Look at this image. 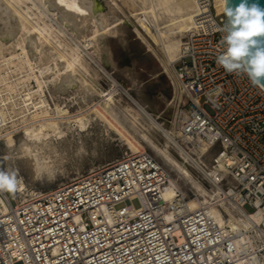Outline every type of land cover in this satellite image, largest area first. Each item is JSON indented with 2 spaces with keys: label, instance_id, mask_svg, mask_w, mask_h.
Listing matches in <instances>:
<instances>
[{
  "label": "built area",
  "instance_id": "obj_1",
  "mask_svg": "<svg viewBox=\"0 0 264 264\" xmlns=\"http://www.w3.org/2000/svg\"><path fill=\"white\" fill-rule=\"evenodd\" d=\"M227 21L213 0H194L172 63L187 113L180 134L214 151L210 182L227 202L264 217V89L218 65ZM167 185L154 158L125 153L48 192L0 191V264H264V225L237 245L186 196L163 201Z\"/></svg>",
  "mask_w": 264,
  "mask_h": 264
},
{
  "label": "bare ground",
  "instance_id": "obj_2",
  "mask_svg": "<svg viewBox=\"0 0 264 264\" xmlns=\"http://www.w3.org/2000/svg\"><path fill=\"white\" fill-rule=\"evenodd\" d=\"M213 4L218 14L224 13L225 0H213ZM193 8L194 0H144L139 9L129 13L135 19L136 34L142 42L150 50L160 52L163 70L169 69L172 74L174 101L179 103L183 100L184 90L172 63L179 54ZM98 11L95 0H0V141L5 139L7 156L3 158L8 159V166L19 160L31 182L43 177L51 178L69 151H74L77 156L84 152L83 137L92 129L93 118L83 117L80 113L70 114L60 104H54L55 108L51 110L42 100L34 103L32 94L41 97L43 89L50 84L54 92L61 95L74 87L76 89L77 82L82 87H77L79 91L96 94L97 71L88 65L80 48L69 44L63 36L67 31L81 38L79 42L83 48L98 47L103 37L113 31L108 29L110 25ZM48 13L62 27L46 24L44 18L49 16ZM125 20L129 21L127 17ZM162 20L164 22H160ZM17 75L20 77L14 78ZM30 80L34 81L37 90L24 94L18 102V87ZM110 87L104 99L97 101L101 104L97 106L111 122L126 127L141 139L173 174L170 175L157 162L162 173L168 176V185L162 192L163 201H171L177 192L185 196L178 183L182 182L194 195L187 200L188 209L203 208L218 227L227 226L229 232L238 235L237 245L246 240V232L254 225H264V217L257 213H244L227 202L222 197L221 188L210 182V177L218 174L211 167L214 151L203 143L194 144L181 136L180 128L187 118L185 110H176L171 131H166L115 81H110ZM116 94L123 95L133 107L129 102L115 103ZM15 117H19V121L14 120ZM18 124L23 126L16 144L12 129ZM159 132L164 137L163 144L159 143ZM12 148L16 157L11 156ZM171 150L176 151L177 158ZM137 153L144 152H134ZM195 172L210 183V190L202 185ZM18 179L20 186L17 192L23 195L24 182Z\"/></svg>",
  "mask_w": 264,
  "mask_h": 264
},
{
  "label": "rangeland",
  "instance_id": "obj_3",
  "mask_svg": "<svg viewBox=\"0 0 264 264\" xmlns=\"http://www.w3.org/2000/svg\"><path fill=\"white\" fill-rule=\"evenodd\" d=\"M143 1L95 0L99 14L105 16L106 24L110 25L108 29L113 30H109L110 33H107L103 37L96 48H83L79 42L82 41L81 38L75 37L76 35L74 36L66 31V34L63 36L64 39L71 45H77L85 60H87L88 65L98 73L97 78L95 77L96 83L94 86L96 94L93 92V96L91 93H86L83 90H81L82 92L79 91L77 87H80V84L77 82L76 89L74 87L63 93L64 95H59L54 92L53 87L49 84L43 89L44 92L41 97L32 94V101L38 103V100H42L49 105L51 110H54V104H60L59 106L68 110L70 114L80 113L83 117L90 116L93 118L92 126L90 127L92 129H89V134H85L83 137L84 152H82V156H77L74 151H69L68 155L64 157L63 162L58 164L59 167L57 165L51 178L43 177L33 180V182H31L32 180L30 181L28 173L24 170L19 160H15V165L8 166V159L3 158L7 156L4 144L5 139L2 140L3 142L0 141V168L8 169L12 167L18 173V178L22 179L25 186V191L23 190L21 193L51 191L61 184L69 183L93 169L103 167L118 160L125 153L137 151L150 155L173 176L171 171L141 139L131 133L126 127L118 126L113 121L111 122V119L109 120L102 112V109L98 107L101 105L100 102H97L104 99V95L111 90L110 81L113 80L166 131H171L176 110H184L180 104L181 100H179L180 103L176 100L174 101L175 85L171 76L172 74L169 69L167 71L163 70L159 60L160 52L158 50H150L136 34L135 19L129 13L131 10L139 9ZM27 6H30L29 2ZM32 10L35 13V9L33 8ZM48 14L49 16L44 18L46 24L48 23L54 28L62 27L55 17H52L50 13ZM126 17L129 21L125 20ZM160 22H164V20ZM107 53L109 56H107ZM16 77H20V75L14 76V78ZM20 86L16 94L18 102H21L24 94L33 93L37 90L33 80L28 81L23 85L24 87ZM114 99L115 103L118 104H123V102L130 103L123 95L116 94ZM131 107H133L132 104ZM14 120L19 121V117H15ZM22 126V124H18L12 129L13 131L11 130L16 144L19 141L18 137L21 136ZM157 134L159 143L163 144L164 137L160 132ZM11 150V156L16 157L15 149L12 148ZM171 154L175 158L178 157L176 151L171 150ZM196 174L195 172V176L201 181L202 185L210 190V183ZM178 183L187 199L194 198L193 193L182 182L179 181ZM4 192L7 195H14L17 191ZM131 204L135 209L139 207L137 201H133ZM120 207L122 205L118 208Z\"/></svg>",
  "mask_w": 264,
  "mask_h": 264
},
{
  "label": "clouds",
  "instance_id": "obj_4",
  "mask_svg": "<svg viewBox=\"0 0 264 264\" xmlns=\"http://www.w3.org/2000/svg\"><path fill=\"white\" fill-rule=\"evenodd\" d=\"M227 3V0H226ZM228 17L222 42L225 51L217 57L218 65L228 73L246 75L253 85L264 84V9L257 3L241 0L235 7H225ZM20 186L18 173L0 168V191L15 192Z\"/></svg>",
  "mask_w": 264,
  "mask_h": 264
},
{
  "label": "water",
  "instance_id": "obj_5",
  "mask_svg": "<svg viewBox=\"0 0 264 264\" xmlns=\"http://www.w3.org/2000/svg\"><path fill=\"white\" fill-rule=\"evenodd\" d=\"M241 3V0H227V3H226V0H225V4L226 6L225 7H232V8H235L237 7L239 4ZM248 3L251 4V3H257L259 4V6L264 9V0H248ZM228 19V17H227ZM257 39H260V40H264V37H258ZM260 86L264 89V84H260Z\"/></svg>",
  "mask_w": 264,
  "mask_h": 264
},
{
  "label": "snow or ice",
  "instance_id": "obj_6",
  "mask_svg": "<svg viewBox=\"0 0 264 264\" xmlns=\"http://www.w3.org/2000/svg\"><path fill=\"white\" fill-rule=\"evenodd\" d=\"M262 42H264V40H261Z\"/></svg>",
  "mask_w": 264,
  "mask_h": 264
}]
</instances>
